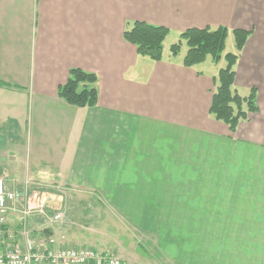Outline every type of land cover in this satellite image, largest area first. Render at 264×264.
Returning <instances> with one entry per match:
<instances>
[{
  "label": "crops",
  "instance_id": "0c3cea01",
  "mask_svg": "<svg viewBox=\"0 0 264 264\" xmlns=\"http://www.w3.org/2000/svg\"><path fill=\"white\" fill-rule=\"evenodd\" d=\"M136 20L177 36L224 27L222 57L187 67L185 52L173 56L164 47L162 59L151 60L123 36ZM238 29L248 32L239 51L231 37ZM229 46L237 54L233 88L256 91V111L235 131L209 113ZM71 68L95 74L94 106L58 96ZM20 156L24 163L16 162ZM258 169L264 0H0V178L14 193L45 201L40 186L51 182L87 191L145 237L157 233L159 250L172 261L197 264L192 244H175L177 233L204 232L206 218L223 232L230 225L264 228Z\"/></svg>",
  "mask_w": 264,
  "mask_h": 264
},
{
  "label": "rangeland",
  "instance_id": "374dc122",
  "mask_svg": "<svg viewBox=\"0 0 264 264\" xmlns=\"http://www.w3.org/2000/svg\"><path fill=\"white\" fill-rule=\"evenodd\" d=\"M231 37L234 38V35L231 34ZM178 40L179 35L177 36L174 32L169 33L163 42L165 53L170 54V45ZM231 41H233L232 38ZM228 42L230 39L227 44ZM180 44L181 52L184 53L187 46L184 41ZM229 50L233 51L230 46ZM147 61L152 63L150 59ZM206 64L208 62L203 65ZM239 91L242 92L241 89ZM24 140L19 139L20 143L17 144L25 146ZM16 162L24 163L25 158L20 156ZM258 171H260L259 178L264 180V170L258 169L257 174ZM51 183L52 185L40 186L41 191L45 193H43L45 202L38 201V199L32 202L27 201L25 200V198L28 199L26 193L15 194L14 207L16 209L9 214L7 234L15 236L22 242V236H18L17 233L19 231L22 234L24 228L26 231L31 230L29 235L37 234L61 239L62 242L58 244L64 247L87 245L104 252H111L121 257L125 264H195L188 259L178 261L176 258L172 261L166 257L159 250L161 245L157 233L151 235V238L145 237L138 227L117 217L109 203L90 199L87 191L82 192L78 188H76L78 191L72 190L67 185ZM76 193L81 196H75ZM18 209H22L24 215H18ZM58 212L62 213V219L51 221L53 214ZM65 215L68 216L66 223H64ZM138 220L135 218L136 226ZM166 221L169 222V219ZM204 221L206 223L203 227L204 232L177 233L174 238L176 245L189 246L192 244L194 251L191 254H198L197 264H264V233L248 232L249 229L251 231L264 229L263 226L231 227L230 225L223 232V228L216 227L218 223L214 219L206 218ZM54 222L63 223L55 228ZM160 228H162L161 223ZM233 230L237 232H231Z\"/></svg>",
  "mask_w": 264,
  "mask_h": 264
},
{
  "label": "trees",
  "instance_id": "16d2710c",
  "mask_svg": "<svg viewBox=\"0 0 264 264\" xmlns=\"http://www.w3.org/2000/svg\"><path fill=\"white\" fill-rule=\"evenodd\" d=\"M168 32L169 30L164 26L136 20L124 30L123 36L136 46L138 54L147 56L151 60H161L163 42ZM227 33V29L224 27L215 29L189 28L179 34V40L176 43L170 45V53L176 56L181 51V41H184L187 46L182 59L184 66L191 67L199 64L208 56L217 62L222 57ZM247 33L240 29L233 31L237 51L242 48ZM224 58L226 64L218 71L217 84L212 93L209 113L216 120L225 123L230 131H235L240 120L246 119L249 112L256 111V91L251 89L247 95H241L233 88V65L237 54L228 52ZM95 81V74L79 68H71L67 80L57 89L58 96L75 106H94L97 102ZM5 231L8 230L5 229Z\"/></svg>",
  "mask_w": 264,
  "mask_h": 264
},
{
  "label": "built area",
  "instance_id": "2783aa9c",
  "mask_svg": "<svg viewBox=\"0 0 264 264\" xmlns=\"http://www.w3.org/2000/svg\"><path fill=\"white\" fill-rule=\"evenodd\" d=\"M15 198L14 191L0 178V264H125L121 257L111 252L87 245L64 247L52 236L29 235L31 230L24 228L22 234L18 231L22 236L20 242L5 231L8 230L9 214L16 209ZM37 199L44 201L42 197ZM21 210L17 213L22 216L24 211ZM62 216L61 212L55 213L51 221H59Z\"/></svg>",
  "mask_w": 264,
  "mask_h": 264
}]
</instances>
